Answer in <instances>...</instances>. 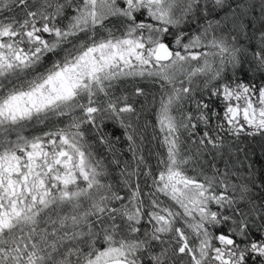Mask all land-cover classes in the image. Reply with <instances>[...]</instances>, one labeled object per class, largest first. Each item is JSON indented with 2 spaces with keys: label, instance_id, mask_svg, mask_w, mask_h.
I'll use <instances>...</instances> for the list:
<instances>
[{
  "label": "snow or ice",
  "instance_id": "6c2138e0",
  "mask_svg": "<svg viewBox=\"0 0 264 264\" xmlns=\"http://www.w3.org/2000/svg\"><path fill=\"white\" fill-rule=\"evenodd\" d=\"M249 138L264 0H0V264H264Z\"/></svg>",
  "mask_w": 264,
  "mask_h": 264
},
{
  "label": "trees",
  "instance_id": "16d2710c",
  "mask_svg": "<svg viewBox=\"0 0 264 264\" xmlns=\"http://www.w3.org/2000/svg\"><path fill=\"white\" fill-rule=\"evenodd\" d=\"M255 15L259 16V8L257 7ZM257 26L259 24L257 23ZM141 86L149 89L150 91H154L151 88V85L147 83H143ZM123 91V89H121ZM151 97L148 99L140 98L139 104L144 107V112L141 115L140 120L138 121V124L141 126L142 135L145 137L143 141V145L145 148V155L147 156V161L149 166H155L157 161V155L163 151V149L160 147L158 141L154 139V135H158V129L156 132H153L152 125L156 124V110L152 107ZM145 124H147V127H143ZM39 128V126H38ZM108 133H112L113 130H116V135L120 137L118 141L115 142V147L118 153L122 154L121 158L125 161H132L133 155L131 152L128 151V142L126 140V137L123 135V130L119 129L118 126L114 122H109V126L104 129ZM37 129H27L25 130V135H31L33 132H36ZM242 147H245L248 149L249 155L252 156L255 159H259L261 154H264V142H262L259 138H249L243 142L241 145ZM100 150L105 153V157L107 159H111V154L107 152V149L104 146H100ZM240 158L243 159V154H240ZM206 159H210L209 157H206ZM226 159V158H225ZM225 160L220 159L217 157L216 160V166L223 168L224 167ZM116 166L113 165V168ZM120 167H123V164L120 165ZM237 167H240L238 164ZM115 176H119V171L117 170L114 173ZM244 171L243 168H241L240 171V177L243 178Z\"/></svg>",
  "mask_w": 264,
  "mask_h": 264
}]
</instances>
